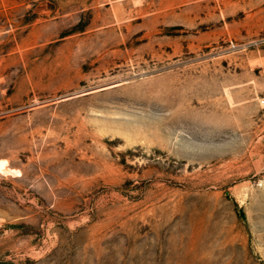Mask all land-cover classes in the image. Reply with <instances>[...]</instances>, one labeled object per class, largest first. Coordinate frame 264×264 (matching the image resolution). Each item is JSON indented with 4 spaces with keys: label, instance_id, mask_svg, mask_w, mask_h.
<instances>
[{
    "label": "rangeland",
    "instance_id": "obj_1",
    "mask_svg": "<svg viewBox=\"0 0 264 264\" xmlns=\"http://www.w3.org/2000/svg\"><path fill=\"white\" fill-rule=\"evenodd\" d=\"M0 264H264V0H0Z\"/></svg>",
    "mask_w": 264,
    "mask_h": 264
}]
</instances>
